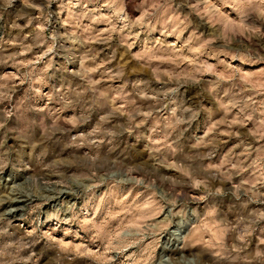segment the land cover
Masks as SVG:
<instances>
[{
    "label": "rangeland",
    "instance_id": "obj_1",
    "mask_svg": "<svg viewBox=\"0 0 264 264\" xmlns=\"http://www.w3.org/2000/svg\"><path fill=\"white\" fill-rule=\"evenodd\" d=\"M0 264H264V0H0Z\"/></svg>",
    "mask_w": 264,
    "mask_h": 264
}]
</instances>
